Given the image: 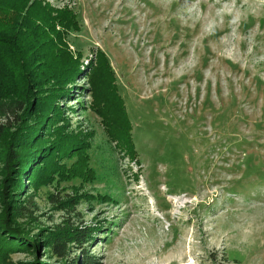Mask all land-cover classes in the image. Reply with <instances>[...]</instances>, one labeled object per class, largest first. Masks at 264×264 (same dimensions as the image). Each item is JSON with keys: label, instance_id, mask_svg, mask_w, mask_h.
<instances>
[{"label": "rangeland", "instance_id": "374dc122", "mask_svg": "<svg viewBox=\"0 0 264 264\" xmlns=\"http://www.w3.org/2000/svg\"><path fill=\"white\" fill-rule=\"evenodd\" d=\"M44 1L75 12L74 52L107 57L137 156L109 141L82 76L60 109L66 133L88 137L92 173L23 181L31 204L11 229L36 246L9 264L61 263L38 239L68 224L102 228L89 245L100 264H262L264 0Z\"/></svg>", "mask_w": 264, "mask_h": 264}, {"label": "trees", "instance_id": "16d2710c", "mask_svg": "<svg viewBox=\"0 0 264 264\" xmlns=\"http://www.w3.org/2000/svg\"><path fill=\"white\" fill-rule=\"evenodd\" d=\"M79 30L69 5L55 8L44 0H0V117L6 116V123L0 124V165L5 175L0 189L4 207L0 264H9V254L29 251L36 244L34 239L30 246V239L11 229L13 219L27 215L31 204L30 196L19 200L24 180L36 190L50 184L55 175L66 179L92 173L85 167L88 137L66 133L68 122L60 109L62 98L81 89L76 81L82 76L94 95L93 106H97L109 141L136 159L131 123L107 57L97 49L91 59L83 60L67 41L70 32ZM72 155L79 159L66 169L61 160ZM101 229L99 225L68 224L41 236L38 245L59 264H100L89 245ZM73 248L77 257L69 259Z\"/></svg>", "mask_w": 264, "mask_h": 264}]
</instances>
